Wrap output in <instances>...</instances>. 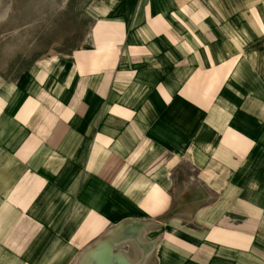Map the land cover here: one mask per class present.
<instances>
[{"label":"crops","instance_id":"0c3cea01","mask_svg":"<svg viewBox=\"0 0 264 264\" xmlns=\"http://www.w3.org/2000/svg\"><path fill=\"white\" fill-rule=\"evenodd\" d=\"M0 84V264H264V0H88Z\"/></svg>","mask_w":264,"mask_h":264},{"label":"rangeland","instance_id":"374dc122","mask_svg":"<svg viewBox=\"0 0 264 264\" xmlns=\"http://www.w3.org/2000/svg\"><path fill=\"white\" fill-rule=\"evenodd\" d=\"M88 0H0V84L34 71L79 33Z\"/></svg>","mask_w":264,"mask_h":264},{"label":"bare ground","instance_id":"6f19581e","mask_svg":"<svg viewBox=\"0 0 264 264\" xmlns=\"http://www.w3.org/2000/svg\"><path fill=\"white\" fill-rule=\"evenodd\" d=\"M102 254L100 257L97 259V264H111L112 263V255L109 253Z\"/></svg>","mask_w":264,"mask_h":264}]
</instances>
